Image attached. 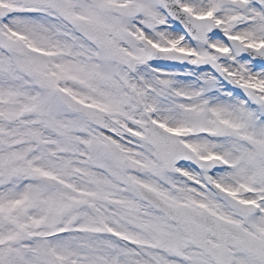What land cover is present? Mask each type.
I'll list each match as a JSON object with an SVG mask.
<instances>
[{
  "label": "snow or ice",
  "instance_id": "6c2138e0",
  "mask_svg": "<svg viewBox=\"0 0 264 264\" xmlns=\"http://www.w3.org/2000/svg\"><path fill=\"white\" fill-rule=\"evenodd\" d=\"M0 264H264V0H0Z\"/></svg>",
  "mask_w": 264,
  "mask_h": 264
}]
</instances>
